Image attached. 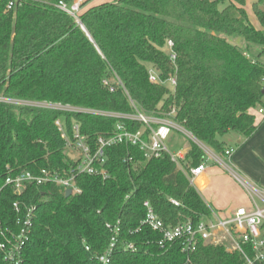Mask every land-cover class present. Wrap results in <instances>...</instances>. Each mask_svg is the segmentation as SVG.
Masks as SVG:
<instances>
[{"label":"trees","instance_id":"16d2710c","mask_svg":"<svg viewBox=\"0 0 264 264\" xmlns=\"http://www.w3.org/2000/svg\"><path fill=\"white\" fill-rule=\"evenodd\" d=\"M1 1V98L132 114L129 97L147 115L174 111L172 120L215 154L224 153L219 138L227 133L244 139L255 133L252 112L264 99V0L251 5L258 28L245 0H115L87 9L83 2L76 18L58 5L69 8L77 0H18L6 13L8 0ZM151 68L162 81L176 80L172 92L148 81ZM114 77L122 87L114 85L110 92L103 80ZM58 119L69 134L73 124L79 125L93 145L111 135L117 123L0 102V231L18 229L13 203L35 207L22 264H100L116 227L110 264H245L239 253L201 241L189 255L180 244L161 249L160 235L140 224L146 201L168 227L211 216L166 154L146 161L136 148L108 149L107 178L78 177L81 194L69 198L53 185L31 186L21 197L4 187L8 176L68 167L54 124ZM126 125L133 132L140 128L134 122ZM204 162L202 150L191 144L181 163L188 171ZM127 245L133 250H124ZM0 264H6L1 252Z\"/></svg>","mask_w":264,"mask_h":264},{"label":"built area","instance_id":"2783aa9c","mask_svg":"<svg viewBox=\"0 0 264 264\" xmlns=\"http://www.w3.org/2000/svg\"><path fill=\"white\" fill-rule=\"evenodd\" d=\"M1 3L2 1L0 0ZM18 4V0H8L5 4L4 12H10ZM79 5V2H75L73 6L68 8L66 5L60 3L58 8L76 18L79 12ZM166 45L172 62L175 60V55L171 51L172 43L168 41ZM245 56L249 58L248 55L245 54ZM148 81L151 84L166 86L171 92L176 87V80L174 78L170 76L165 81H162L159 71L154 68L148 70ZM261 83L264 88V77ZM103 85L110 92H113L114 85L122 87L117 77L103 80ZM128 100L133 110L132 114L106 113L62 106L60 104L45 102L31 103L0 98V102L2 103L17 106L84 113L117 120L112 134L107 137H98L95 145L90 144L87 138L80 133L79 125L73 124L71 134H69L62 120H56L54 123L55 127L58 130L60 139L64 142L65 152L70 159L68 167L59 171L41 170L36 174L24 172L14 176H8L4 182V187H11L14 194L18 197H21L31 186L40 187L47 185L55 186L64 195L67 190H70V197L79 195L81 194V190L77 186V178L86 175L106 179L108 175L104 168L106 163L105 151L118 146H126L136 148L146 161L160 159L163 155H168L177 169L185 174L190 186L196 189L205 171L204 165L200 164L186 171L180 165L184 155L181 153L175 155L170 154L165 145L174 131L181 132L195 140L190 133L186 132L172 120L174 111L167 114L157 113L147 115L140 111L129 97ZM253 113L255 116L264 117V99L263 105L254 110ZM126 122L138 123L140 128L135 132L130 131ZM230 155L231 151L225 152L226 157ZM256 193H258L259 198L264 204V195L259 192ZM171 203L174 206H178L175 201H171ZM143 208L145 209V215L140 224L160 235L158 245L161 249L171 247L174 244H180L182 252L189 255L195 251L197 243L201 241L215 247L222 246L228 252L239 253L244 259L245 264H255L256 262L264 260V238L262 235L264 207H254L252 210L238 208L226 217L211 212L209 218H203L197 224L187 221L175 227L165 226L155 214L153 207L148 201L143 203ZM12 209L16 215L18 229L0 231V252L6 264H22V250L31 233L35 207L22 209L19 201H16L12 204ZM118 232L119 230L116 227L108 250L103 256L98 258L100 264H110V256L115 248ZM123 249L133 250V246L127 245ZM248 252L253 253V258L249 257Z\"/></svg>","mask_w":264,"mask_h":264},{"label":"crops","instance_id":"0c3cea01","mask_svg":"<svg viewBox=\"0 0 264 264\" xmlns=\"http://www.w3.org/2000/svg\"><path fill=\"white\" fill-rule=\"evenodd\" d=\"M80 4L87 2L84 9L97 6L103 3H110L115 0H77ZM254 125L257 128L255 133L249 138L244 139L237 135L235 141L239 145L237 150L226 147L224 145L223 154H211L213 161L211 166H207L204 162L205 171L196 187L205 204L215 214L221 216H229L238 208L252 210L254 207L263 208L264 204L258 196V193L264 195V177L259 181L262 187L250 186L248 183L259 184L255 181L256 176L247 172L245 163L249 161L251 164L262 170L264 168V158L258 161L251 151L253 147L264 146V117L254 116ZM226 151H231L229 157L225 156ZM186 152V151H185ZM185 152L181 154H185ZM180 153V151H179ZM264 152L262 153V156ZM226 160V161H223ZM258 179V178H257ZM254 187V188H253ZM256 191V192H255Z\"/></svg>","mask_w":264,"mask_h":264},{"label":"rangeland","instance_id":"374dc122","mask_svg":"<svg viewBox=\"0 0 264 264\" xmlns=\"http://www.w3.org/2000/svg\"><path fill=\"white\" fill-rule=\"evenodd\" d=\"M76 2H78V1H76ZM254 2H258V0H245V10L247 11L248 16H249L250 21L253 24V26L255 28H258V23L254 17V14L251 12V5ZM260 6H261V4H260ZM78 14H79V12H78ZM252 54L254 56H256L257 51H253ZM260 61L264 64V56L260 59ZM2 99H6V98H2ZM253 116H255V115H253ZM236 137H237V135L235 133L229 132L225 136L222 137V141L225 143L226 147L232 148L233 150H237L239 148V145L236 144V141H235ZM191 144L197 145L202 150V152L204 154L206 165L211 166L213 164V161L211 160L210 157H211V154H215V153L211 149H209L207 146L191 139L190 137H187L183 133L177 132V131L172 132L171 137L165 143L168 152L172 155L179 153V151H180V153L185 152L186 150H188L190 148ZM251 151L253 152L252 155L256 156L258 161H261V159L264 158V155L262 156V153L264 152V146L262 144H261V147H259V146H258V148L256 146L253 147ZM223 161H226V160H223ZM180 165L183 169H185V167L182 163ZM245 167L247 169V172L256 176L255 181L259 183V184H256V183H253V184L248 183V184L250 186H255L257 189L260 186L262 187V183L259 181V179H261L262 176L264 177V168H262V170H261V169L257 168L254 163L253 164L249 163V161L245 163Z\"/></svg>","mask_w":264,"mask_h":264},{"label":"water","instance_id":"95a60500","mask_svg":"<svg viewBox=\"0 0 264 264\" xmlns=\"http://www.w3.org/2000/svg\"><path fill=\"white\" fill-rule=\"evenodd\" d=\"M70 195H71V191L70 190H67L66 192H65V198H69L70 197Z\"/></svg>","mask_w":264,"mask_h":264}]
</instances>
